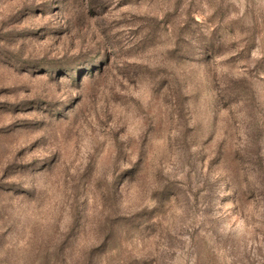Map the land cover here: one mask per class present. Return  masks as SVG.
Masks as SVG:
<instances>
[{"label":"rangeland","instance_id":"rangeland-1","mask_svg":"<svg viewBox=\"0 0 264 264\" xmlns=\"http://www.w3.org/2000/svg\"><path fill=\"white\" fill-rule=\"evenodd\" d=\"M0 264H264V0H0Z\"/></svg>","mask_w":264,"mask_h":264}]
</instances>
